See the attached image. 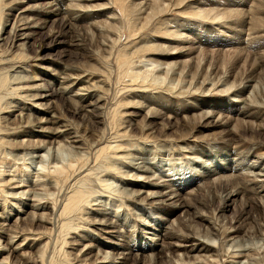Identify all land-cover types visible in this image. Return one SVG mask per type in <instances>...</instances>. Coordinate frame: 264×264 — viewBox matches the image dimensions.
I'll return each mask as SVG.
<instances>
[{"label":"rangeland","instance_id":"374dc122","mask_svg":"<svg viewBox=\"0 0 264 264\" xmlns=\"http://www.w3.org/2000/svg\"><path fill=\"white\" fill-rule=\"evenodd\" d=\"M45 1L0 0V129L6 133L0 135L3 136L0 180L1 184L5 183L0 184V203L33 212L35 209L26 208L24 202L35 204L32 196L26 201V195L35 191L42 195V204L52 206L46 210L52 220L54 215L49 213L55 214L57 210L53 206L64 200L75 184L76 174L68 180L67 176L83 164L90 174L82 176L78 186L93 192L89 197L92 208L104 207L110 213L116 210L113 213L120 218L119 228L123 231L127 228L129 234L119 239L100 230L103 226L93 221L97 210L87 213L89 209H85V215L78 213L71 217L66 225L72 227L69 231L65 225L64 230L60 229L57 217L54 228L45 221H20L18 216L23 211H17L19 215L15 216L17 212H14L7 222L0 221L6 225L0 241L7 243L19 231L22 238H27L28 246L24 242L19 252L11 256L0 251V261L4 264H111L114 261L113 264L122 261L124 264H264V175H258L264 174V0L72 3L67 0L56 16L42 18L44 28L30 39L32 45L20 49L16 39H10L9 30L13 24L18 27L22 7ZM80 8H84L82 12ZM12 68L19 70L17 77L9 70ZM31 86H38L40 91L33 89L28 94L49 93L45 99L33 98L43 108L36 106V112L29 109L34 101L26 90H31ZM79 91L89 94L88 100L71 99L69 95L78 96ZM204 99L212 104L195 106ZM46 105L55 114L51 118L44 113ZM18 107L23 109L22 116L34 118L30 126L8 124L1 118L19 114ZM247 111L252 114L243 117ZM144 114L150 118L145 119ZM208 114H213L212 119L205 118ZM36 115L44 117L40 124ZM132 118L136 120L132 122ZM119 133L126 139L119 137ZM39 140L46 143V149L53 147V156L57 157L55 151L59 154V149L62 150L65 159H58L57 164L52 159L45 161L48 165L43 170L40 160V163L35 161L36 154H45L36 153ZM130 140L138 145L136 151L131 150V156L121 162L114 159L111 155H116L115 146L125 144L120 151L125 153ZM111 143L114 146L111 150L107 148L109 154L104 151L97 157L98 148ZM232 149L240 150L241 154L249 152L241 160L256 163V169L220 173L224 170L223 163L236 153H231ZM120 152L117 154L121 155ZM142 161L156 167L149 180L166 185L175 183L172 187L182 194V204L187 202L186 207L178 210L170 206L176 199L168 197L164 198V204L157 205L147 200V196L140 200L145 195L137 198L127 191L130 186L123 179H133L134 173V180L137 179L139 173L133 169V163ZM213 165H221L216 175L212 172ZM4 172L30 182L22 188L30 190L28 194L19 193L24 196L23 202H19L18 194L11 196L18 191L14 187L18 183L5 182H10L12 175ZM97 176L105 181H98ZM143 176L140 174L138 179ZM189 181L201 182L197 185ZM148 189L158 190L150 186L143 190ZM232 189L238 192L234 198ZM17 217L19 221L15 222ZM162 218L170 224L169 230H164ZM149 227L161 231L153 236ZM78 228L94 235L97 247H92L87 255L86 250L82 251L84 245L70 246ZM161 233L165 247L159 258L156 253L152 256L151 251H146L145 256L127 255L131 246L152 242L148 237L155 241ZM39 236V240H30ZM199 239L213 246L208 259L197 258L195 247L206 245ZM160 246L161 243L159 249ZM102 254L104 260L106 254L109 256L108 262L96 261L101 260Z\"/></svg>","mask_w":264,"mask_h":264},{"label":"bare ground","instance_id":"6f19581e","mask_svg":"<svg viewBox=\"0 0 264 264\" xmlns=\"http://www.w3.org/2000/svg\"><path fill=\"white\" fill-rule=\"evenodd\" d=\"M18 1V0H17ZM22 1H35V0H22ZM65 1H67V0H46L45 1V3H43V4H29V5H27V6H24V7H22V9H21V11H20V17L18 18V19H20L19 20V25H18V27H15V25L13 24V26L11 27V29L9 30V35L11 36V38L10 39H16V46L17 47H21L20 49H25V46H30V45H32V44H30L29 45V43H30V39L34 36V34L36 33V32H38L40 29H43L44 28V26H43V21H42V18L43 19H46V18H48V17H53V16H56L57 14H58V12L59 11H61V6L62 5H64L65 3ZM69 2H74V1H79V0H68ZM64 3V4H63ZM66 4H67V2H66ZM70 4V3H69ZM77 6V5H76ZM82 6V5H81ZM102 6H103V4H102ZM62 7H64V6H62ZM68 7H70V6H68ZM105 7V6H104ZM72 8V7H71ZM79 8V7H78ZM100 8V7H99ZM263 8V7H262ZM74 9H76L75 7H74ZM82 8H80V10L79 11H83V9L81 10ZM264 9V8H263ZM77 10V11H78ZM102 10V9H101ZM28 12L29 13H32V12H35V14H28ZM60 13V12H59ZM76 13V12H75ZM77 14V13H76ZM75 14V15H76ZM82 14H84V13H82ZM80 15V14H79ZM36 16H38L37 18H36ZM78 15H76V17H77ZM83 16V15H82ZM81 16V17H82ZM40 17V18H39ZM75 17V16H74ZM78 18V17H77ZM76 19V18H75ZM21 21H23V22H21ZM20 25H22V26H20ZM18 28V29H17ZM251 30H253V29H251ZM27 48V47H26ZM167 54V53H166ZM168 54H175V53H168ZM7 60H9V59H7ZM152 60V59H151ZM16 69V68H15ZM14 68H12V69H9L10 71H12V73H13V76H15V77H17V75L18 74H20L17 70H15ZM2 71V70H1ZM21 71V70H20ZM23 71V70H22ZM25 73V72H24ZM23 73V74H24ZM22 74V75H23ZM12 75V74H11ZM22 77V76H21ZM75 80V79H74ZM82 81V83H83V80H81ZM248 81H252V80H248ZM24 82V81H23ZM42 86V85H41ZM68 86V85H67ZM30 88V87H29ZM75 88V87H74ZM84 88V87H83ZM25 89H27V87L25 88ZM31 90H26L27 91V94H28V92L29 91H32L33 89H38V86L37 87H32L31 86V88H30ZM45 89V88H44ZM70 89V88H69ZM86 89V88H85ZM87 89H88V87H87ZM83 90V89H82ZM37 91H40V89H38ZM47 91V90H46ZM65 91V90H64ZM84 92H86V91H84ZM45 93V92H44ZM75 93H78V92H75ZM79 93H80V91H79ZM86 93H89V92H86ZM92 93H95V92H92ZM49 94V93H48ZM48 94L46 95V94H40L39 96L36 94H34L33 93V95H32V92L31 93H29L28 95L30 96H32V99L34 98V99H45L47 96H48ZM82 95V96H79V95ZM78 96H74V94H70L69 96L71 97V99H76V98H79V99H82V100H85V99H87V97L89 96V94H85V93H80ZM51 95V94H50ZM69 97V98H70ZM97 97V96H96ZM100 98V97H99ZM33 99V101H34V103L33 102H31L30 104V107H29V109L30 110H34L35 112L37 111L36 109V106L38 107V109H41L40 107V105H41V103H37L35 100ZM96 99V98H95ZM94 99V100H95ZM88 100V99H87ZM47 102V101H46ZM51 102V101H50ZM78 102V101H77ZM94 102V101H93ZM96 102V101H95ZM101 102V101H100ZM240 102H242V100L240 101ZM44 104V103H43ZM50 104V103H49ZM48 104V105H49ZM206 104H212V103H208V101H205V99H204V101H202V102H200V103H198L197 105H195V106H201V105H206ZM9 106V105H8ZM100 106V105H99ZM138 106H140V105H138ZM33 107V108H32ZM46 107H47V109H45L44 110V113L47 115V116H49V118H51V114H54V112L52 113V111L53 110H51L50 108V106L48 107L47 105H46ZM94 107V106H93ZM98 107V106H97ZM137 107V106H136ZM135 107V108H136ZM28 109V108H27ZM43 109V108H42ZM41 109V110H42ZM87 109V108H86ZM16 110H20V113L19 114H12V116H10L9 118H7V116H3V117H1V118H4V121L5 122H8V124H16V123H20L19 125H25V127H27V126H30V124H31V121L34 119H32L29 115H27V116H22L21 114V112H22V108H19L18 107V109H16ZM16 110H15V112H16ZM139 110V109H138ZM91 111V110H90ZM135 111V110H134ZM141 111V110H140ZM4 112H10V111H4ZM42 112V111H41ZM130 112V111H129ZM139 112V111H138ZM27 113V112H26ZM131 113V112H130ZM130 113H128L127 112V114L129 115ZM148 113V112H147ZM243 113V112H242ZM32 114V113H31ZM126 114V113H125ZM135 114H139V113H135ZM149 114V113H148ZM155 114V113H154ZM202 114H204V113H202ZM207 114V113H206ZM252 114V112H249V111H247V112H245L244 113V115H243V117H249L250 115ZM55 115V114H54ZM134 114L132 113V116H133ZM150 115H151V113H150ZM150 115L148 116V115H145L144 114V116L143 117H145V119H149L150 118ZM29 116V117H28ZM37 117H35L36 118V122L38 123V124H40L42 121H43V118L44 117H40V116H38V115H36ZM131 116V117H132ZM135 116V115H134ZM212 116H213V114H208V115H206L205 116V118H211L212 119ZM126 117H127V115H126ZM140 117V116H139ZM101 119V118H100ZM132 119H134V118H132ZM210 119V120H211ZM45 120H47V118H45ZM129 120V119H128ZM136 119H134V120H132V122L133 121H135ZM206 120V119H205ZM19 121V122H18ZM35 121V120H34ZM127 121V120H126ZM216 121V120H215ZM35 122V123H36ZM46 122V121H45ZM34 123V124H35ZM129 123H130V121H129ZM209 123H210V121H209ZM130 125H131V123H130ZM216 125V124H215ZM41 127V126H40ZM43 127V126H42ZM152 127V126H151ZM14 129H16V128H14ZM48 129V128H47ZM62 129V128H61ZM4 130V129H3ZM3 130H1L0 129V135L1 134H6V133H3ZM65 130V129H64ZM44 131V130H43ZM127 132V131H126ZM14 133H17L16 131L14 132ZM54 133V132H53ZM52 133V134H53ZM118 133V132H117ZM45 134V133H44ZM47 134V133H46ZM123 133H119L118 134V136L120 137L121 136V138L123 137V135H122ZM149 134V133H148ZM80 135V134H79ZM117 135V134H116ZM152 135V134H151ZM53 136V135H52ZM64 136V135H63ZM126 136V135H125ZM146 136H147V134H146ZM5 137H7V136H5ZM120 138V139H121ZM125 138V137H124ZM124 138H122V139H124ZM3 136H0V144L3 142ZM75 139V138H74ZM81 139V138H80ZM118 140H119V138H117ZM121 139V140H122ZM126 139V138H125ZM130 139V138H129ZM76 140H77V137H76ZM5 141V140H4ZM31 141V140H30ZM60 141V140H59ZM116 141V140H115ZM114 141V142H115ZM131 141V140H130ZM29 142V141H28ZM37 142V141H36ZM52 142V141H51ZM50 142V143H51ZM57 142V141H56ZM80 142V141H79ZM118 142V141H117ZM116 142V143H117ZM133 142H135V141H133ZM38 143H39V145H38ZM37 143V145L35 146V148H36V153H41V152H44L45 154H41V155H35V158H36V162H38V163H42L41 165H42V168H44L43 170H45L46 171V169H47V165L48 164H46L45 163V161H49L50 159H52V160H55L56 162H54V163H56L57 164V161H58V159H65V154L63 155L62 153H61V151L62 150H60L59 149V154H58V152L57 151H55L56 153H57V157H56V155L55 156H53L51 153V150L53 149V147L52 146H50V147H48L47 149H46V147H44V144H46V143H44V141H40L39 140V142ZM115 143V144H116ZM124 143V142H123ZM136 143V142H135ZM42 144V145H41ZM48 144H49V142H48ZM118 144V143H117ZM127 144V148H126V152L124 153H122V152H120V151H122V148H123V146H125V144L123 145V144H118V145H116L115 146V151L113 152V153H115L116 155H111L114 159H117L118 161H122V159L123 158H126V157H129V156H131L130 154L131 153H133V151H136L135 150V146L137 145V144H134V143H132V141L131 142H129L128 141V143H126ZM31 145V144H30ZM75 146L77 145V144H74ZM107 145V144H106ZM105 145V147H99L98 148V150H97V157H98V155H100L101 153H103L104 151L106 152V153H108L107 152V150H109V149H107V148H110V150L111 149H113V146H114V144H113V146H112V143H111V145H109L108 144V146H106ZM60 146H61V144H60ZM70 146V145H69ZM138 146V145H137ZM80 147V146H79ZM58 148H59V146H58ZM57 148V149H58ZM132 148V149H131ZM56 149V150H57ZM125 149V148H124ZM55 150V149H54ZM53 150V151H54ZM131 150H133L132 152H130ZM236 152V153H234L233 154V158L231 159V160H228V161H226V162H224L223 163V165H224V170H221L220 171V173H223L224 171H231V172H233V173H237L238 171H243V170H248V171H251V170H255L256 168L255 167H257L256 166V163H253V162H251V163H247V162H243L242 160H241V158L242 157H246L245 155H248V153H246V154H241L240 153V150H236V149H232L230 152L232 153V152ZM73 152V151H72ZM104 152V153H105ZM109 152H111L112 153V151H109ZM118 152H120L121 153V155H118L117 153ZM243 152V151H242ZM55 153V154H56ZM54 154V153H53ZM85 154V153H84ZM109 154V153H108ZM75 155V154H74ZM31 156V155H30ZM33 156H34V153H33ZM108 156V155H107ZM236 156V157H235ZM101 157V156H100ZM109 157H110V155H109ZM122 157V158H121ZM34 158V159H35ZM112 158V159H113ZM38 159L40 160V162L38 161ZM103 159V158H102ZM101 159V160H102ZM105 159V158H104ZM107 159V158H106ZM109 159V158H108ZM111 159V158H110ZM77 161V158L76 159H74V161ZM80 160V159H79ZM78 160V161H79ZM124 160V159H123ZM136 160V159H135ZM35 161H34V163H35ZM51 161V160H50ZM49 161V162H50ZM254 161V160H253ZM30 162V161H29ZM32 162V161H31ZM48 162V163H49ZM70 162V161H69ZM73 162V161H72ZM143 162V163H142ZM141 163H138V164H134L133 163V169H135V170H137L138 172L137 173H139V175H137L138 176V178H139V176H140V174L141 175H144L143 176V178H141V179H135L134 180V178H135V173H134V175L132 176V177H134L133 179H131V178H127L126 176L127 175H125V177L126 178H124L123 180H124V184H126V185H128V186H130L129 187V190H127V191H129L133 196H135V197H137V198H140V196L141 195H145V196H142V199L140 198V200H143V199H145L146 198V196H147V200H150V202L152 203H155V204H157V205H162V204H164L165 202H164V198H166V197H168L169 199H176V201H172L171 203H169V205L170 206H174V207H176L178 210H180V209H182L183 207H186V205H184V204H187V202H184V204H182V200H181V198H182V194L180 193V192H177L176 190H175V187H172V184H174L175 185V183H171V184H168L167 183V185L165 184V182H160V183H158V182H155V181H151V180H149L148 178L151 176V175H154L155 173V170H156V167H155V165L154 166H152V164L151 163H148V162H144V161H142ZM53 163V164H54ZM82 163V162H81ZM119 163V162H118ZM51 164V163H50ZM56 164H54V165H56ZM70 164V163H69ZM71 164H73V163H71ZM112 164V163H111ZM124 164H126V163H123V165ZM30 165V164H29ZM110 165V164H109ZM57 166V165H56ZM56 166H54V167H56ZM74 166V165H73ZM72 166V167H73ZM15 167V166H14ZM14 167H13V169H14ZM46 167V168H45ZM50 167V166H49ZM112 166H110L109 167V169H112L111 168ZM128 167V166H127ZM115 168V167H114ZM158 168V167H157ZM221 168V165H213L212 166V172H213V174L214 175H216L217 173H218V171H219V169ZM25 169H26V167H25ZM49 169V168H48ZM84 169V170H83ZM6 170V169H5ZM4 170V171H5ZM16 170V169H15ZM50 170V169H49ZM49 170H48V172H47V174H49ZM63 170H64V168H63ZM209 170V169H208ZM12 171V170H11ZM10 171V172H11ZM14 171V170H13ZM19 171V170H18ZM90 169L87 171V168H85L84 167V165L82 164V166L80 165L79 167H77L76 168V171H74V172H72V173H70V175H68L67 176V180L73 175V174H76V176L73 178V181L75 182V184L73 185V188H71V191L69 192V193H66L65 194V198H64V200H62V201H60L59 202V204H56V205H54L53 206V209H56L57 208V210H55V214L54 213H52V212H50L49 214H51V215H54V218L51 220V218H48L47 217V213L48 212H46V210H50L51 209V207L52 206H50L48 203L46 204H42V195L40 196V195H38L37 193L38 192H35V191H30V190H28V191H30L29 193V195H26V201H27V198L29 197H33V200H34V203L35 204H33V205H30L29 204V202H24V204H25V206H26V208H28V207H31V208H33V209H35V211L33 210V212L31 211V212H27L26 211V209L24 210V208H23V210H22V207L20 206H18V207H16V205H14V204H11L10 206H9V204H5V202H4V204H2V203H0V205H1V207H0V221L2 222V221H5V222H7L11 217H12V214L14 213V212H17V211H19V212H22L23 211V215H21V217L20 216H18L19 218H20V221H32V223H33V221H45V222H48V223H50L52 226H54V228L56 227V223H55V221H54V219H56V217H57V223L59 222V223H61L60 224V226L59 227H61L60 229L62 230L63 228H64V225H65V229H67L68 231L69 230H71L72 229V227L71 226H66L67 225V223H68V221L70 220V218L72 217L73 218V216H76L78 213L79 214H84L83 212L84 211H86L87 209H89V210H87V213H91V211L92 210H97L96 211V217L94 218L93 217V221H94V224H97V225H101V226H103V227H101V229L100 230H102L103 232H105V233H108V234H111V235H114V236H118V238L120 239V238H124V237H126L127 236V234H129L127 231H126V229H124V231L122 230L123 228H119V223H120V218L118 217V216H116L114 213H116L115 211L116 210H112L111 211V213L109 212V210L108 211H106L105 209H103V208H98V209H93L92 208V206H91V197L90 196H92L91 195V193H93L92 191H87V190H85L84 188H81L80 186H78V182L79 181H82L83 180V178H82V176H87V175H89L90 174ZM111 171V170H110ZM115 171V170H114ZM117 171V170H116ZM54 172V171H53ZM122 172H124V171H122ZM245 172H247V171H245ZM6 173H7V171H6ZM5 172H4V174H6ZM23 173V172H22ZM45 173V172H44ZM240 173V172H239ZM249 173V172H248ZM54 174V173H53ZM58 174V173H57ZM128 174V173H127ZM211 174V173H210ZM252 174V173H251ZM6 175H12L11 173H9L8 172V174H6ZM14 175V174H13ZM12 175V177L9 179V181L10 182H8L7 180L5 181V182H7V183H9V184H11V182H17L18 183V185L16 184L14 187H16L15 189H17L18 191L20 190V189H22L24 186H28V184L30 183L29 181H27V179H23V177H22V180H20V178H18V177H14ZM23 174H21L20 176H22ZM213 175V176H214ZM220 175H222V174H220ZM258 175H260V177L261 176H263L264 174H260V173H258ZM47 176V175H46ZM50 176V175H49ZM52 176H54V175H52ZM257 176V175H256ZM9 177V176H8ZM76 177H77V179H76ZM98 177V176H97ZM107 177V176H106ZM123 177V176H122ZM128 177H129V175H128ZM220 177V176H219ZM15 178V179H14ZM51 178V177H50ZM54 178V177H53ZM52 178V179H53ZM58 178V177H57ZM82 178V179H81ZM87 178V177H86ZM14 179V180H13ZM46 179V178H45ZM55 180H54V182L55 183H59V181H58V179H56V178H54ZM147 179V180H146ZM61 180H64L63 178H61ZM98 181H101V182H104L103 181V179H102V177H98V179H97ZM155 180V179H154ZM120 181V180H119ZM162 181V180H161ZM168 181V180H167ZM252 181V180H251ZM257 181V180H256ZM259 181H260V179H259ZM73 182V183H74ZM169 182V181H168ZM190 183H191V181H189ZM201 181H198L197 183H196V181L195 182H192L191 184H199ZM4 182H2V184H3ZM6 183V186L8 185ZM55 183H53L54 185H55ZM0 184H1V180H0ZM1 184V185H2ZM5 184V183H4ZM52 184V185H53ZM102 184H104V183H102ZM109 184V183H108ZM51 185V186H52ZM105 185V184H104ZM106 185H107V183H106ZM137 186H139V188H136ZM155 187V188H157L158 190L157 191H149V189L148 190H143L145 187ZM14 187H12V188H14ZM72 187V186H71ZM168 187V189L167 190H165V191H162V189H165V188H167ZM1 188V187H0ZM9 190V189H8ZM11 190V189H10ZM9 190V191H10ZM16 190V191H17ZM2 191V190H1ZM9 191H8V193H9ZM14 191V190H13ZM15 192L13 195H11L12 197L13 196H17V194L19 195V193L20 194H25V193H27L28 194V191L27 190H23L22 189V191H20V192ZM4 192H6V191H4ZM230 192H231V197H236L237 195H238V192L237 191H235L234 189H232V190H230ZM11 193H13V192H11ZM1 194V193H0ZM229 195V194H228ZM1 196V195H0ZM20 196V198H19V202L20 201H22L23 202V197L21 196V195H19ZM40 196V197H39ZM230 196V195H229ZM35 197V198H34ZM90 197V198H89ZM176 197H180L179 199H177ZM228 197V196H227ZM9 198V197H8ZM89 198V199H88ZM95 198V197H94ZM231 199V198H230ZM1 200V199H0ZM139 200V201H140ZM4 201V200H3ZM17 201H18V199H17ZM94 201V200H93ZM1 202V201H0ZM47 202V201H46ZM103 202V201H102ZM177 202H179V203H177ZM9 203V202H8ZM13 203V202H12ZM90 203V204H89ZM20 204V203H19ZM93 204V203H92ZM37 206V207H36ZM40 206V207H39ZM115 206V205H114ZM59 207V208H58ZM119 207V206H118ZM92 208V209H91ZM115 208V207H114ZM159 208V207H158ZM3 209H5V210H3ZM86 209V210H85ZM116 209V208H115ZM120 209V208H119ZM37 210H40V212H38ZM121 210V209H120ZM119 211V210H118ZM19 212H17V213H14V215L15 216H17V215H19ZM46 212V213H45ZM114 212V213H113ZM123 212V211H122ZM56 213H57V215H56ZM113 213V214H112ZM78 214V215H79ZM77 215V216H78ZM85 215V214H84ZM119 215V214H118ZM82 216V215H81ZM18 217H17V219H16V221L15 222H17V221H19L18 220ZM85 217V216H84ZM88 217V216H87ZM86 217V218H87ZM87 219H85V221H86ZM162 220L164 221V224H165V226H163V228L165 227V229L164 230H169V228H170V224H168V222L167 221H165L166 219H163L162 218ZM87 222V221H86ZM88 222H90V220L88 221ZM14 223V222H13ZM19 223V222H18ZM17 223V224H18ZM22 223V222H21ZM20 223V224H21ZM25 223V222H24ZM31 223V222H30ZM30 223H28V224H30ZM31 223V224H32ZM5 224V223H4ZM4 224H2V223H0V233L1 234H4V231L6 230L4 227L6 226V225H4ZM7 224V223H6ZM19 225V224H18ZM4 226V227H3ZM14 226V225H13ZM21 226V225H20ZM19 226V227H20ZM26 226H28L27 224H26ZM18 226H16V228H17ZM18 227V228H19ZM83 227H85V226H83ZM10 228V227H9ZM51 228V227H50ZM57 228V227H56ZM71 228V229H70ZM149 228H151V227H149ZM26 229V228H25ZM83 228H81V229H79L78 228V231H75L74 233H76V235L74 236V238L71 240V242H70V246L72 245H80V246H83L84 245V247H83V249H82V251L83 250H86V255L88 254V253H90V252H92V247H97V244L95 243V241H94V235H92V234H90V233H87L88 231L87 230H82ZM144 229V228H143ZM146 229H148V228H146ZM153 231H151L149 234L150 235H155L154 233H158V232H160L161 230H157L156 228H151ZM213 229V228H212ZM8 230V229H7ZM21 230V229H20ZM51 230V229H50ZM64 230V229H63ZM75 230V229H74ZM80 230V231H79ZM99 230V229H98ZM59 231V230H58ZM87 231V232H86ZM93 231V230H92ZM145 231V230H144ZM149 231V230H148ZM85 232H86V234H85ZM89 232H91L90 230H89ZM100 232V231H99ZM41 233H43V232H41ZM68 234H70L69 232H67ZM93 233V232H92ZM167 233H168V231H167ZM14 234V233H13ZM15 234L16 235H13L12 237H11V239L9 240V241H7V243H6V240H5V242H4V244L3 243H1V241H0V251L1 252H8L9 253V255L11 256L12 254H14V253H16L21 247H22V245H24L25 243H26V240H27V238L25 237V238H22V236L19 234V231H17V232H15ZM146 234H148V233H146ZM162 234L163 233H161V235L159 236V238L157 239V240H153V238L152 237H148L149 239L148 240H150V241H152V242H144L143 243V245H141V244H136L135 245V247H132L131 246V248H129L130 249V251H128L127 252V255H133V256H145V255H147V253H146V251H151V252H153L151 255L153 256V255H155V253H156V257H158L159 258V253H161V251L163 250V248L165 247V245H164V240H163V236H162ZM46 235V234H45ZM164 235H165V233H164ZM166 236V235H165ZM15 238H19L18 240L16 239L15 240ZM29 238V237H28ZM128 238V237H127ZM130 238V237H129ZM144 238V237H143ZM165 238V237H164ZM40 239V236H39V238L38 239H34V238H31L30 240H33V241H35V240H39ZM125 239V238H124ZM145 239V238H144ZM66 240V239H65ZM69 240V239H68ZM200 241H201V243H205L206 245H198V246H196L195 247V251L197 250V258H201V257H205V258H209L211 255H210V251H212V245L211 244H208V243H206L205 241H203V240H201V239H199ZM130 241H131V239H130ZM25 242V243H24ZM30 242V241H29ZM32 242V241H31ZM199 242V241H198ZM47 243V242H46ZM66 243V242H65ZM69 243V242H68ZM161 243V246H160V248L161 249H159V247H158V245ZM197 243V242H196ZM33 244V243H32ZM31 244V245H32ZM115 244V243H114ZM121 244V243H120ZM199 244V243H198ZM233 244V243H232ZM26 245H27V243H26ZM66 245V244H65ZM68 245V244H67ZM230 245V244H229ZM28 246V245H27ZM63 246V245H62ZM232 246V245H231ZM227 248V247H226ZM232 248V247H231ZM243 248V247H242ZM194 249V248H193ZM134 250H137L135 253H133V251ZM232 251V250H231ZM19 252V251H18ZM104 252V251H103ZM66 253V252H65ZM68 253V252H67ZM84 253V254H85ZM146 253V254H145ZM209 253V254H208ZM29 254V253H28ZM53 254V253H52ZM104 254H105V252H104ZM108 254H109V252H108ZM115 254H117V253H115ZM18 255H20V254H18ZM65 255V254H64ZM69 255H70V253H69ZM98 255H100L99 253H98ZM103 255V254H102ZM101 255V256H102ZM158 255V256H157ZM52 256V255H51ZM103 257H105L104 255L102 256V258ZM107 257H109V256H107V254H106V258H105V260H107ZM110 257H112L111 255H110ZM117 257V256H116ZM119 258H121L122 256H118ZM136 257V258H137ZM101 258V260H96L98 263H104V262H106L105 260H104V258L102 259ZM115 258V257H114ZM114 258H110L111 260H113ZM123 258V257H122ZM52 259V258H51ZM109 259V258H108ZM192 259V258H191ZM125 260H126V258H125ZM137 260H139V259H137ZM158 260V259H157ZM107 262H108V260H107ZM111 262V261H110ZM114 262H116V261H114ZM114 262H111V264H113ZM68 263V262H67ZM122 264H124V261H122L121 262ZM0 264H4V263H2V261H0ZM159 264V263H158Z\"/></svg>","mask_w":264,"mask_h":264}]
</instances>
